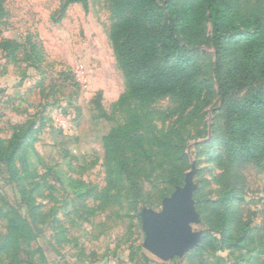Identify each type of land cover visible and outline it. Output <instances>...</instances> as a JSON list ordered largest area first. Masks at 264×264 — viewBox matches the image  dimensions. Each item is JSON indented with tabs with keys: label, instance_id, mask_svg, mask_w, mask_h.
<instances>
[{
	"label": "trees",
	"instance_id": "trees-1",
	"mask_svg": "<svg viewBox=\"0 0 264 264\" xmlns=\"http://www.w3.org/2000/svg\"><path fill=\"white\" fill-rule=\"evenodd\" d=\"M6 3L0 0V33L7 23ZM74 3L88 8V0H61L53 19L61 21ZM107 8L112 19L108 36L126 88L113 105L120 118L102 137L106 184L71 181L79 216L101 212L123 196L140 209L150 206L154 200L146 194L145 183L157 189L160 202L184 184L189 155L183 126L199 113L201 100L214 94L198 60L207 40L205 24L210 22L222 121L217 141L223 149L222 171L216 178V197H205L199 188L194 192L206 229L187 258L194 264L205 252L227 250L245 255L244 264H264L260 259L264 228L252 226L241 208L247 188L245 167L253 165L264 172V0H107ZM37 38L32 33L24 43L1 38L0 49L8 62L37 66L46 58ZM163 97L178 106L155 109ZM193 105L183 122L182 114ZM179 112V125L167 130L158 127V120ZM42 127L43 122L36 126L26 121L13 124L9 138L0 136V171L3 167L17 185L25 209L23 213L7 202L0 204V217L6 221V231L0 232V264H48L42 248H32L41 233L39 223L49 224L67 240L63 222L46 220L48 214L36 200L46 196L42 175L31 169V156L39 157L35 144ZM38 252L43 255L40 263L35 259ZM144 258L151 261L147 255Z\"/></svg>",
	"mask_w": 264,
	"mask_h": 264
},
{
	"label": "rangeland",
	"instance_id": "rangeland-1",
	"mask_svg": "<svg viewBox=\"0 0 264 264\" xmlns=\"http://www.w3.org/2000/svg\"><path fill=\"white\" fill-rule=\"evenodd\" d=\"M61 0H7V23L1 27V38L17 39L24 43L29 33L37 35L44 46L46 58L34 66L28 61L8 62L0 49V136L9 138L13 124L43 122L35 148L39 157L31 156L32 170L42 175L46 196L36 197L48 214L46 220L60 219L66 227L67 240L56 235L49 224L39 223L41 231L32 244L42 248L48 264H191L187 254L162 260L143 246L145 232L141 210L125 196L107 209L79 216L72 198V180L91 184H106L103 165L102 137L117 123L120 115L113 105L125 90L126 83L113 52L108 31L112 24L107 0H88L86 9L81 3L72 4L61 21L52 17ZM58 17V15H56ZM206 42L199 51L202 77L210 80L214 94L198 104L199 113L183 126L189 167L196 163L194 180L202 194L214 198L219 189L216 183L221 173L223 154L219 128V99L214 81L215 51L211 43L212 27L205 24ZM23 54H21L22 56ZM79 83V86L76 85ZM178 103L170 97L156 101L154 108L166 111ZM194 105L182 114L183 122ZM180 112L166 120H158L160 129L167 130ZM247 178L245 199L241 203L244 217L252 226L264 228V172L253 165L244 169ZM34 180H38L35 178ZM163 188L164 184H159ZM146 194L153 197L150 206L162 208L157 189L144 184ZM0 204L20 208L21 195L8 172L0 171ZM201 217V216H200ZM6 221L0 217V232L6 231ZM205 232V225H193ZM150 258L146 262L144 256ZM39 252L35 259H43ZM264 261V254L260 256ZM41 261L39 260L38 263ZM245 255L227 250L205 252L194 264H244ZM7 264V261H5Z\"/></svg>",
	"mask_w": 264,
	"mask_h": 264
},
{
	"label": "water",
	"instance_id": "water-1",
	"mask_svg": "<svg viewBox=\"0 0 264 264\" xmlns=\"http://www.w3.org/2000/svg\"><path fill=\"white\" fill-rule=\"evenodd\" d=\"M196 163L185 175L183 185L163 199L162 208L155 210L144 206L141 210L142 227L145 232L143 246L162 260L175 256L183 258L191 249L199 245L202 230H194L200 224V213L193 197L198 188L194 180Z\"/></svg>",
	"mask_w": 264,
	"mask_h": 264
}]
</instances>
